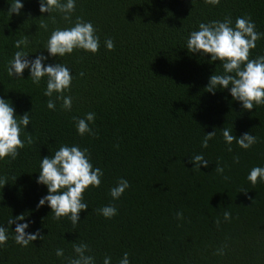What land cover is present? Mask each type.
<instances>
[{
    "label": "trees",
    "instance_id": "trees-1",
    "mask_svg": "<svg viewBox=\"0 0 264 264\" xmlns=\"http://www.w3.org/2000/svg\"><path fill=\"white\" fill-rule=\"evenodd\" d=\"M10 2L0 0V97L12 102L18 116L34 107L25 129L34 143L20 149L16 159L0 160V177L8 182L0 185V226L8 228L9 218L24 214L17 223L27 222L26 232L39 229L45 237L22 247L12 224L0 247V264H67L75 256L73 244L82 242L96 264H103L105 256L119 264L125 252L130 264H264V181L253 186L247 180L253 167H264V105L247 111L230 88L206 91L211 75L223 73L222 64L186 48L201 22L226 17L234 26L237 17L250 16L256 31L264 33V0H220L215 6L205 0H75L71 24L59 11L41 13L39 0H21L20 14L10 15ZM77 17L96 28L99 51L49 56L45 46L52 31L73 26ZM41 23L47 30L39 28ZM24 36L28 47L17 49L15 41ZM109 38L114 50L106 48ZM20 50L30 59L48 56L46 66L70 68L71 90L64 93L73 98L70 111L59 100L55 110L48 109L47 77L39 86L29 69L23 78L9 77V61ZM261 55L264 37L250 58ZM89 112L96 114L95 123L89 122L95 137L79 135L72 119ZM224 128L237 137L249 132L258 142L245 150L234 141L229 152ZM212 131L215 137L203 148ZM62 144L89 149L94 168L104 173L100 187L84 192L89 207L75 227L68 217L54 219L48 204L37 208L48 194L47 186L37 183L40 162ZM198 154L209 164L194 170L191 156ZM217 162L224 166L223 175L214 171ZM121 178L130 187L113 199L110 190ZM108 205L118 210L111 219L96 211ZM225 211L231 213L229 221ZM224 245L225 254L217 255ZM57 249L64 250L63 257Z\"/></svg>",
    "mask_w": 264,
    "mask_h": 264
},
{
    "label": "clouds",
    "instance_id": "clouds-1",
    "mask_svg": "<svg viewBox=\"0 0 264 264\" xmlns=\"http://www.w3.org/2000/svg\"><path fill=\"white\" fill-rule=\"evenodd\" d=\"M9 14H20L24 7L21 0H11ZM205 3L219 5L220 0H205ZM39 10L41 13H52L59 11L64 14L63 18L71 24V14L75 11V0H39ZM55 23V17L52 18ZM39 28L47 30V23H41ZM264 37V33L256 31V25L251 17H237L235 25L231 17H226L223 21L213 20L208 23L201 22L199 30L190 33L186 41V48L190 53H201L202 55H211V61L219 60L222 64L223 73L213 74L210 77L206 91L215 94L217 89H229L234 100L242 102L244 110L251 111L254 105H264V55L255 59L250 58L251 50L257 47V41ZM30 41L27 36L15 41L17 49L27 48ZM108 50H114V41L109 38L105 41ZM100 48V38L96 34V28L91 22H86L82 17H77L73 26L67 28H56L52 31L45 49L51 57H63L66 54L73 53L76 49H82L93 54ZM48 59L43 53H40L35 59L29 58V53L24 50L16 51L13 59L8 64L9 77L23 78L25 69L30 70V79L33 84L39 86L41 80L47 77L46 89L44 95L49 97L47 107L50 110L56 109V101H62L61 107L64 110L72 109L73 98L65 96L66 91L71 90L73 75L68 66L63 63L44 64ZM83 76L84 73H79ZM26 93V92H25ZM55 95V99L52 97ZM10 100L0 97V160L5 158L16 159L19 156L20 149L26 144L34 143L31 133L25 132V129L31 122L29 112L22 116L16 115L15 108ZM94 112L86 114L85 118L73 117L76 123L77 132L84 136L86 133L97 136L89 125V122L95 123ZM225 142L229 145L228 151L231 152V145L235 141L241 148L247 150L258 142L257 137L246 132L242 136L232 134V129H222ZM216 131L208 132L203 141L202 147L209 146V140L213 139ZM24 136V139L21 137ZM119 147V145H117ZM90 152L87 148H81L79 145H60L54 151L53 156H45L40 162V175L37 183L46 185L48 194L42 197L37 204V208L48 204L54 214V219L60 220L62 217H68L75 227L80 221L82 210L88 209V204L84 202V192L91 187H100L102 183L103 171L99 167L93 166L90 159ZM191 162L195 163L194 170H200L201 165L207 167L209 160L202 154L191 156ZM234 162L239 163V156L234 157ZM215 172L223 175L225 169L219 162L216 163ZM228 179L227 176L224 177ZM247 180L255 186L258 181H264V167H253L247 176ZM7 177H0V185L7 184ZM130 187L127 179H119L117 186L111 188L110 195L113 199H119L126 189ZM239 192L247 193L248 190L241 189ZM251 199V197H249ZM255 199L253 200V203ZM252 203V204H253ZM98 214L105 218H113L118 214L114 205L104 206L96 210ZM177 218L183 219V213L177 212ZM25 215L21 214L7 221L9 227L0 226V247L6 245L8 240L7 231L12 224H16L14 233L15 242L22 247H27L30 242L36 239L44 240L39 229L35 233L25 231L29 223H17L23 221ZM224 219L229 221L231 213L224 212ZM215 223L220 224L217 218ZM226 245L219 248L217 255L225 254ZM74 257H69L67 264H96L95 257L88 254L91 252L87 243H74ZM58 257L64 256L63 249H57ZM129 254L124 253L119 264H130ZM103 264H111V257L105 256Z\"/></svg>",
    "mask_w": 264,
    "mask_h": 264
}]
</instances>
